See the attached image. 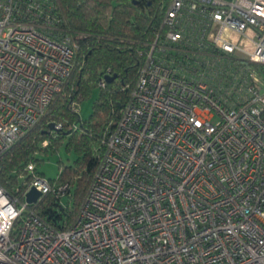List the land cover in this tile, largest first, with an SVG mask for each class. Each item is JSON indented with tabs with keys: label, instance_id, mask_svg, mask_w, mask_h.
Wrapping results in <instances>:
<instances>
[{
	"label": "built area",
	"instance_id": "built-area-1",
	"mask_svg": "<svg viewBox=\"0 0 264 264\" xmlns=\"http://www.w3.org/2000/svg\"><path fill=\"white\" fill-rule=\"evenodd\" d=\"M169 2L72 227L28 211L32 164L22 204L0 188V264H264V0ZM52 11L0 0V155L71 73Z\"/></svg>",
	"mask_w": 264,
	"mask_h": 264
},
{
	"label": "trees",
	"instance_id": "trees-1",
	"mask_svg": "<svg viewBox=\"0 0 264 264\" xmlns=\"http://www.w3.org/2000/svg\"><path fill=\"white\" fill-rule=\"evenodd\" d=\"M49 1L60 28L77 38L78 49L69 77L45 113L0 155V188L22 204L31 178L27 165L32 164L34 174L43 178L38 167L62 145L74 154L72 164L58 161L57 177L48 179L50 190L27 209L53 230L63 231L72 227L85 204L103 163L107 134L132 101L149 46L163 29L170 0ZM111 76L115 78L107 82ZM95 89L98 96L92 112L81 120L74 105L79 106ZM26 214L16 220L15 227Z\"/></svg>",
	"mask_w": 264,
	"mask_h": 264
},
{
	"label": "rangeland",
	"instance_id": "rangeland-1",
	"mask_svg": "<svg viewBox=\"0 0 264 264\" xmlns=\"http://www.w3.org/2000/svg\"><path fill=\"white\" fill-rule=\"evenodd\" d=\"M259 67L256 65H251V70H258ZM98 96V90H94L92 94L85 98L79 105V117L81 120H86L89 118L92 112V105ZM74 154L72 152L68 153L64 150L61 145L58 149V153L55 155H50L44 159V162L40 164L38 170L42 173L44 179H55L58 174L57 162L61 161L63 165H70L74 160ZM62 203H65V198H62Z\"/></svg>",
	"mask_w": 264,
	"mask_h": 264
},
{
	"label": "water",
	"instance_id": "water-1",
	"mask_svg": "<svg viewBox=\"0 0 264 264\" xmlns=\"http://www.w3.org/2000/svg\"><path fill=\"white\" fill-rule=\"evenodd\" d=\"M115 76L106 77L107 82H110ZM53 129V127H51ZM41 196V193L37 191L34 187H31L29 191L25 194V202L29 205L35 204L38 198Z\"/></svg>",
	"mask_w": 264,
	"mask_h": 264
},
{
	"label": "clouds",
	"instance_id": "clouds-1",
	"mask_svg": "<svg viewBox=\"0 0 264 264\" xmlns=\"http://www.w3.org/2000/svg\"><path fill=\"white\" fill-rule=\"evenodd\" d=\"M0 203H3V201H0ZM0 216H3V213H0Z\"/></svg>",
	"mask_w": 264,
	"mask_h": 264
}]
</instances>
